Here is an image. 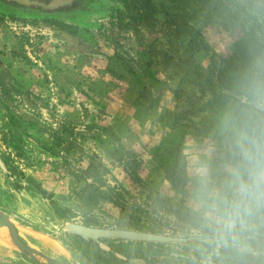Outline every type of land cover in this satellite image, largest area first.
I'll list each match as a JSON object with an SVG mask.
<instances>
[{
  "label": "rangeland",
  "instance_id": "rangeland-1",
  "mask_svg": "<svg viewBox=\"0 0 264 264\" xmlns=\"http://www.w3.org/2000/svg\"><path fill=\"white\" fill-rule=\"evenodd\" d=\"M66 1L70 7L38 10L36 15L0 12V53L19 58H4L7 76L19 86L0 88V154L51 200L50 205L23 192L8 203L0 193V203L9 207L21 237L71 264H204L209 256L212 264L244 261L231 253L217 257L201 246L192 234L196 224L181 215L189 209L192 170L211 158L207 149L216 143L212 135L219 133L220 119L230 111L228 106L215 111L209 102L208 56L198 52L187 61L179 41L169 47L161 14L153 26L134 30L117 15L123 0ZM226 16V10L214 16L198 11L193 21L220 54L229 53L235 35L234 29L223 26ZM258 19L264 24V16ZM26 73L34 78L32 85ZM259 82L264 79L256 78L255 84ZM12 123L27 140L13 136ZM122 148L140 156L142 178L168 197L166 207L132 183L117 159ZM88 156L107 169L102 174L104 189L113 187L111 192L127 201V211L110 201L85 211L74 197ZM172 159L187 171L181 193L170 188L162 170ZM212 161L218 166L215 158ZM87 218L95 220L90 226L122 229H134L125 224L138 219L146 227H160L158 233L187 240L152 244L105 239L113 251L129 258L120 261L68 234L66 223L85 224ZM247 254L264 257V237L254 241ZM0 264L34 263L0 242Z\"/></svg>",
  "mask_w": 264,
  "mask_h": 264
},
{
  "label": "trees",
  "instance_id": "trees-1",
  "mask_svg": "<svg viewBox=\"0 0 264 264\" xmlns=\"http://www.w3.org/2000/svg\"><path fill=\"white\" fill-rule=\"evenodd\" d=\"M165 1L157 3L155 0H123L122 7L117 9V15L125 26L137 30L140 26H153L158 22L156 15L161 14L167 30L169 47L179 41L187 61L192 60L198 52H203L208 56L210 65L207 79L211 94L209 102L215 111L228 106L230 111L242 122L255 120L258 115L264 114L260 109L252 107L255 80L256 78L264 79V24L258 19L259 16H264V0ZM197 6L199 8H196ZM223 10L227 11L226 18L228 19L223 17L224 28L235 31L231 49L227 54L214 51L201 30L193 24L198 11H204L214 16ZM60 26L64 29L70 28L63 23H60ZM74 30L72 33H75ZM11 131L15 136L12 129ZM212 136V139L216 141L214 143L217 153L215 161L219 166L226 155L224 141L220 133L216 131ZM31 142L35 143L36 141L31 139ZM87 158L88 164L80 170V175L77 178V181H80L79 188L73 189L74 197L81 203L85 211H91L106 201L121 206L122 212L127 211V201H124L120 194L112 193L113 187H109L108 191L104 189L102 174L107 171L104 165L96 162L93 156ZM117 159L136 187H144L145 191L149 192L148 197H151L154 203L166 207L168 197L156 189H152L142 178L140 174L142 159L135 151L122 148ZM175 161L177 159H172L162 167V170L170 188L176 193H181L184 192L188 183V176L186 169ZM217 178H220L219 175ZM30 180L33 179L30 178ZM37 186L41 193L45 194L44 189L39 184ZM181 215L188 224L190 223L192 226L196 224L190 209H186ZM92 222L95 220L87 218L85 224L92 225ZM125 225L148 232L163 231L157 226L146 227L138 219L129 220ZM242 258L244 261L235 260L232 263L264 264V257L261 256L253 257L245 254Z\"/></svg>",
  "mask_w": 264,
  "mask_h": 264
},
{
  "label": "clouds",
  "instance_id": "clouds-1",
  "mask_svg": "<svg viewBox=\"0 0 264 264\" xmlns=\"http://www.w3.org/2000/svg\"><path fill=\"white\" fill-rule=\"evenodd\" d=\"M253 87L252 107L264 113V82ZM218 127L225 157L219 166L211 158L199 162L191 174L192 234L217 257H242L264 237V114L242 122L226 111ZM204 264H212L211 256Z\"/></svg>",
  "mask_w": 264,
  "mask_h": 264
},
{
  "label": "flooded vegetation",
  "instance_id": "flooded-vegetation-1",
  "mask_svg": "<svg viewBox=\"0 0 264 264\" xmlns=\"http://www.w3.org/2000/svg\"><path fill=\"white\" fill-rule=\"evenodd\" d=\"M61 1H63V0H61ZM52 2H55V0H50L47 2H43V1H39V0H0V12L2 11L4 13H14V14L30 13V14L36 15L39 13L38 10H43V11L45 10L46 11V9H50V8L51 9H62V8H68L71 5L69 3V1H66L64 3H60L57 6L49 7L48 5ZM30 8H33V9L31 10ZM9 55H10V53H9ZM4 58H5V55L0 53V88H4L6 86L18 87L19 84L17 83L16 79L7 76V69H6V65L4 63L5 62ZM0 115H1V110H0ZM11 129L13 130L16 138H21L23 140L28 139V136L26 135V133H24V131L22 129H20V127H18L17 125L11 124ZM0 160L3 164V166L0 165V174L3 176V183L0 182V185L7 189L6 191L2 192L3 189L0 186V193H3V195H2L3 197L5 196L4 200L6 202L9 201V198L12 195L25 192V193H30L32 195L36 194L41 199L48 200L50 205H51L50 198L48 196H46L45 194H42L41 190L38 188V186L35 185L30 179L25 177L22 173H19V172L17 173L16 170L7 162L6 158L3 157L1 154H0ZM0 202H3V198H0ZM0 212L7 215L8 218H10V220L13 221V217L11 216V213L9 211V207L0 203ZM74 223H76V222H74ZM0 224H3L1 217H0ZM84 225H87V224H84ZM88 226H90V225H88ZM67 232L69 235L76 237L77 239L81 240L82 242H85L87 244L92 243V244L96 245L102 252L110 253L114 257L119 259L120 261H127L129 259L128 257L121 258V257H118L117 255H115V253H118V252L113 251L111 246L107 245L104 242L105 239H116V238H99L98 240H91V239H84V238H82L76 234H73L69 231H67ZM18 237L20 240L24 239L23 237H21L19 231H18ZM120 240H123V239H120ZM126 241H130V240H126ZM100 242L107 245L110 248V250L103 249L99 245ZM60 243L64 248L69 250L75 256V258L80 259V257L78 255H76V253H74L71 249H69V247L66 244H64L62 241ZM146 243H154V242H146ZM182 243H184V242H182ZM24 258H26V257H24ZM80 260H82V259H80ZM62 264H71V263L68 262L67 260L63 259Z\"/></svg>",
  "mask_w": 264,
  "mask_h": 264
},
{
  "label": "water",
  "instance_id": "water-1",
  "mask_svg": "<svg viewBox=\"0 0 264 264\" xmlns=\"http://www.w3.org/2000/svg\"><path fill=\"white\" fill-rule=\"evenodd\" d=\"M64 2H66V0H55V2L50 3L48 6L54 7ZM0 165L3 166L1 160ZM0 217L3 221V224L0 226V242L4 246L9 248L10 250L20 253L22 256L31 260L34 264H62V262L44 253L36 246L30 244V242L25 241L24 239L20 240L18 237V226L13 221H11L7 215L2 212H0ZM65 229L84 239L91 240H98L99 238H116L139 242L173 244L185 242L187 240V238L185 237H177L163 233L122 228H102L74 222L66 223ZM99 245L105 250H110V248L104 243L100 242ZM115 255L121 258H126L118 253H115Z\"/></svg>",
  "mask_w": 264,
  "mask_h": 264
},
{
  "label": "crops",
  "instance_id": "crops-1",
  "mask_svg": "<svg viewBox=\"0 0 264 264\" xmlns=\"http://www.w3.org/2000/svg\"><path fill=\"white\" fill-rule=\"evenodd\" d=\"M9 53H10V55H9ZM6 57H8L10 60L11 59H15V60H17V59H19L18 58V56H16L15 54H13L12 52H8L6 55H5ZM31 74L30 73H26L25 74V77L26 78H28L29 79V82L31 83V85H32V82H33V80H34V78H33V80H32V78H31ZM34 83V82H33ZM196 142L198 143L199 142V140L197 141L196 140ZM203 149V148H202ZM209 149H210V151H209ZM209 149H207V152L211 155V159L213 160V158H215L216 157V147H214V146H210V148ZM205 152H206V150H205ZM208 154V155H209Z\"/></svg>",
  "mask_w": 264,
  "mask_h": 264
}]
</instances>
